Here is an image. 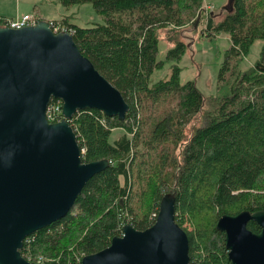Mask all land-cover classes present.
I'll return each instance as SVG.
<instances>
[{
  "label": "trees",
  "instance_id": "1",
  "mask_svg": "<svg viewBox=\"0 0 264 264\" xmlns=\"http://www.w3.org/2000/svg\"><path fill=\"white\" fill-rule=\"evenodd\" d=\"M203 1L60 0L65 7L90 3L103 16L104 22L87 27L69 17L55 21L73 29L82 53L122 92L130 110L125 121L97 109L74 115L70 123L86 149L83 161L110 164L87 182L65 217L25 240V258L81 264L109 246L125 224L152 226L170 194L176 222L183 229L187 218L194 224L184 229L191 264H232L219 218L264 210V0H230L221 19L217 11L206 19L203 33H226L232 42L218 93L209 97L194 81H180L184 41L176 40L166 60H158L160 29L187 24ZM257 40L263 41L260 57L243 68ZM165 62L172 63L171 76L150 84ZM120 127L124 131L113 138ZM248 227L261 231L255 221Z\"/></svg>",
  "mask_w": 264,
  "mask_h": 264
},
{
  "label": "water",
  "instance_id": "2",
  "mask_svg": "<svg viewBox=\"0 0 264 264\" xmlns=\"http://www.w3.org/2000/svg\"><path fill=\"white\" fill-rule=\"evenodd\" d=\"M53 99L63 102L59 122L46 115ZM86 109L125 121L130 105L71 32L55 33L45 19L20 29L0 26V264H37L22 255L25 239L65 217L87 182L109 166L107 159L83 161L70 120ZM175 204L166 194L152 226L125 224L122 235L81 264H191ZM250 221L261 231L249 229ZM217 229L232 264H264V210L224 214Z\"/></svg>",
  "mask_w": 264,
  "mask_h": 264
},
{
  "label": "rangeland",
  "instance_id": "3",
  "mask_svg": "<svg viewBox=\"0 0 264 264\" xmlns=\"http://www.w3.org/2000/svg\"><path fill=\"white\" fill-rule=\"evenodd\" d=\"M22 1L23 5L29 8L31 12H40L41 16L47 19L55 20L69 17L71 22L82 27L104 22L103 16L99 15L90 3L65 7L60 0ZM206 2L213 6L212 13L217 11L216 19L219 20L225 13L222 7H226L230 0H206ZM206 2L203 1V5L195 17L187 24L180 27L170 25L160 29L158 60H166L167 52L175 46L176 40L184 41L187 44V51L178 63L181 68L180 81L181 83L194 81L199 90L209 97L218 93L219 72L232 42L226 33L221 32L212 36L203 33L206 32V19L208 16L210 17V13L207 16L204 12ZM198 21L199 23L196 24ZM262 46V40H257L251 46L249 54L241 61L243 68L249 67L259 59ZM171 67V62H165L161 68L153 72L150 77V84L153 85L162 79H168L172 73ZM122 131H124L123 128H117L113 138ZM183 227L187 231H192L194 224L187 218ZM47 258L51 259V256H47Z\"/></svg>",
  "mask_w": 264,
  "mask_h": 264
},
{
  "label": "built area",
  "instance_id": "4",
  "mask_svg": "<svg viewBox=\"0 0 264 264\" xmlns=\"http://www.w3.org/2000/svg\"><path fill=\"white\" fill-rule=\"evenodd\" d=\"M204 1L206 2V0H204ZM212 9H213V6L206 2L205 6H204V12L207 14V16L209 13H210V15L212 14ZM39 21H40V18H38L34 14L18 15L16 17H12V18L0 16V26L14 28V29H20V28H23L26 26L36 25ZM49 21L51 24V28L53 29V31L55 33H58L60 31H69L73 34V29L68 28L67 26L63 25V23L61 21H55V20H49ZM46 115H47V118L50 122H59V121L63 120L64 119L63 102L61 100H57V101L51 100L50 104L47 107ZM81 152H82V154H84L86 152L85 147H81ZM121 233L123 234L122 229H121ZM29 237H27L25 240L29 241ZM22 255L25 257V255L23 253H22ZM47 259L48 258H45L43 256H39V258L37 259V261L35 263H37V264L45 263V260H47ZM27 260L31 261L30 259H27ZM48 260H50V259H48Z\"/></svg>",
  "mask_w": 264,
  "mask_h": 264
},
{
  "label": "crops",
  "instance_id": "5",
  "mask_svg": "<svg viewBox=\"0 0 264 264\" xmlns=\"http://www.w3.org/2000/svg\"><path fill=\"white\" fill-rule=\"evenodd\" d=\"M24 14H34L37 15L40 19L52 20L44 18L43 16H41L40 12H31L29 8L23 5L22 0H15V4L14 0H0V16L12 18Z\"/></svg>",
  "mask_w": 264,
  "mask_h": 264
}]
</instances>
